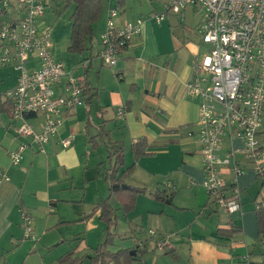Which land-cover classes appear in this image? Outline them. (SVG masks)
I'll return each mask as SVG.
<instances>
[{"label":"crops","instance_id":"0c3cea01","mask_svg":"<svg viewBox=\"0 0 264 264\" xmlns=\"http://www.w3.org/2000/svg\"><path fill=\"white\" fill-rule=\"evenodd\" d=\"M39 1L44 5V15L38 28L51 30L53 57L67 70L74 71L85 100L84 105L73 110L62 109L56 136L42 151L31 145L17 166L11 165L9 154L27 140L17 137L18 123L11 121L9 113L0 114V170L5 176V179L0 176V264H58V259L68 252H73V257L85 258L82 264L89 262L87 258L94 256L105 237L101 212L93 209L108 196L105 173L114 161V157H108L122 149L124 163L131 162L130 166L133 163L131 146L140 138L147 141V152L151 155L138 161L125 182L148 190L142 173L151 174L152 178L155 174L148 170L156 166L152 170L157 176L169 179L170 187H165L162 181L161 188L157 187L150 194L165 191L168 197L172 195V201H155L157 206H152L145 196H139L133 212L126 215L130 217L129 223L135 220L133 215L141 212L139 216L146 219L158 215L160 220L171 221L172 226L157 229L174 232L176 214L171 207L183 208L181 199H175L180 186L189 197L192 212L203 222L213 223L190 229L187 240L179 239L186 241L181 242L184 249L172 246L168 254H163L168 260H161L168 261L167 264H264V246H260L263 242L258 235L256 215L258 207L264 208V199L259 200V190L253 196L252 187L258 182L255 173L247 169L239 177L241 212L231 215L221 213L209 203L201 186L204 178L201 156L197 145L187 137L195 128L199 102L185 95L192 66L179 63L177 46L172 48L156 41L146 22L141 33L120 51L115 67L104 66L98 58L99 38L106 28L110 9L118 11L116 25L120 27L124 22L143 19L151 12L163 13V6L169 0H149L154 6L150 10L143 6L145 0H103L101 16L93 25L89 51L82 56L68 52L71 16L76 5L66 4V0ZM158 4L159 10L155 8ZM187 10L197 16L194 8L187 7L183 16L168 14L165 19L184 20ZM202 48L199 36L191 55L201 60L205 54ZM27 68H37L36 57L31 56ZM18 76L19 72L12 65L0 66L1 102H6L4 93L16 86ZM66 83L64 79L62 85L54 88L55 95L63 94ZM119 109L124 111L122 118L118 115ZM29 122L39 131L43 117L32 116ZM68 137H72V144L63 149L61 141ZM172 146H177L179 153H171ZM159 154L163 157L156 160ZM160 162L165 166L162 171ZM112 206L118 209L117 203L113 202ZM119 213L116 211L118 218ZM23 216L31 220L33 239L25 238ZM232 225L240 230L239 234L218 235V230H229ZM138 230L135 226L134 231L139 234ZM134 242L128 248L134 247ZM147 248L145 243L139 256L145 254ZM136 262H142V258L137 256ZM142 264L148 263L144 260Z\"/></svg>","mask_w":264,"mask_h":264},{"label":"built area","instance_id":"2783aa9c","mask_svg":"<svg viewBox=\"0 0 264 264\" xmlns=\"http://www.w3.org/2000/svg\"><path fill=\"white\" fill-rule=\"evenodd\" d=\"M187 7L200 13L198 33L205 53L192 63L191 79L185 84L186 95L199 102L195 128L187 137L199 149L201 186L209 203L231 215L241 212L239 177L250 169L264 181V149L258 140L264 118V0H169L163 13L150 14L148 20L160 24L168 14L183 16ZM43 15L39 0H0V66L12 65L19 72L16 86L4 98L11 121L18 123L17 137L27 140L9 154L13 166L22 162L31 145L42 151L56 136L62 109L73 110L85 100L74 71L53 57L51 30L38 28ZM117 17L118 11L110 9L99 38L97 55L109 68L116 66L120 51L144 24L138 19L119 27ZM31 56L37 68L29 70ZM64 79L63 94L55 95L54 88ZM118 115L122 118L124 111L119 109ZM32 116L43 117L39 131L29 122ZM71 144L72 137L61 141L63 149ZM1 175L5 179L0 170ZM23 220L25 238L33 239L31 220ZM148 233L156 238L158 250L171 251L169 235Z\"/></svg>","mask_w":264,"mask_h":264},{"label":"trees","instance_id":"16d2710c","mask_svg":"<svg viewBox=\"0 0 264 264\" xmlns=\"http://www.w3.org/2000/svg\"><path fill=\"white\" fill-rule=\"evenodd\" d=\"M66 4L74 3L75 11L71 16L72 30L70 38V46L68 52L71 54L84 55L89 51V43L93 39V25L98 22L101 12L103 0H66ZM119 6V5H118ZM120 7V6H119ZM87 86V92L88 85ZM85 86H83L85 88ZM89 102V100H87ZM10 104L1 102L0 114L9 113ZM101 134V133H100ZM108 136L107 133L101 134ZM148 144L144 138H140L136 143L132 144L131 151L133 154V163L125 167L123 150H115L108 158L114 157V161L110 168L106 170L105 182L108 186V196L94 207V211H100V221L104 225L105 240L95 250L94 256L88 257L89 264H133L136 257L140 254L142 248L145 247V241L134 238V241H139L140 245H134L132 248L120 249L116 252L107 250L112 237L116 233L118 217L116 211H120L123 215L131 213L136 205V200L141 195H146V188H139L128 185L125 180L135 171L138 161L151 155L147 152ZM264 186V181L261 180V187ZM149 197L156 202L171 203L172 195L167 196L165 191L149 194ZM113 202L117 203L118 209L113 208ZM258 235L262 238L264 246V208H258L257 212ZM219 236L233 237L240 233V230L232 225L229 230H218ZM134 242V243H135ZM134 251L135 256H131L130 252ZM170 251L165 252L168 254ZM85 258L73 257V252H68L58 259V264H82Z\"/></svg>","mask_w":264,"mask_h":264},{"label":"rangeland","instance_id":"374dc122","mask_svg":"<svg viewBox=\"0 0 264 264\" xmlns=\"http://www.w3.org/2000/svg\"><path fill=\"white\" fill-rule=\"evenodd\" d=\"M143 6H147L146 9L148 8L149 10L152 7H154L152 6L149 0H145L143 2ZM159 7H160V4L155 6L157 10L160 9ZM162 11L164 12V6H163ZM153 13H157V12H151L150 14H153ZM150 14H148L146 17H143V21L144 23L147 22L150 24L151 31L154 34L155 40L162 42L164 46L167 45V46H171L172 48H174V46H177V48L180 51L179 56H178L179 63L181 65L187 64L188 66L191 67L192 63L196 61L195 57L192 56L191 53H192V47H194L199 41L198 31H199V26L201 22L200 13L197 12V16H193L190 13V11L187 10L186 15H185L186 17L184 20H182L181 18L179 19V18H174V17H167L165 21L160 24L151 23V21L148 20V16ZM176 16H180V14H177ZM185 27L189 29H184ZM181 45L184 47H182ZM258 140L264 147V118H263V127L259 134ZM179 151L180 150L177 146H172L171 153L175 154L176 152L179 153ZM162 157H163V154H159L156 156V160L157 159L161 160ZM130 163L131 162H129V164ZM125 164L126 163H124V165ZM129 164L125 165V167L128 166ZM159 165H160L161 171L165 169V166L162 165V162H160ZM155 168H152V169L154 170ZM152 169L148 170L149 171L148 173L155 174V176L154 177L152 176V178L150 177L151 174L145 175L144 173H142V177L145 178V180L143 181H147L146 183H147L148 190H147L146 195H141V196H145L144 198L146 200H149L150 205L157 206L158 203H156L153 199H152L153 201L151 199H148L150 191H155L157 187L161 188L160 182L162 181H164L163 185L165 187H168V185L170 184L168 182L169 179H166L165 177H162V176H157L158 174L155 173ZM137 172H139V168ZM257 181L258 182L255 183V186L252 187V193H253V196H255L256 192L259 190L260 191L259 194L261 195L259 200L261 201V199L262 200L264 199V186L261 187V179L258 178ZM180 187L181 189L178 187V192L175 196V199H177L178 201L179 199H181L180 207H183V208H181L180 210L173 206L171 207L173 208L172 210H175L174 212L176 214L175 221H173V223H175L174 232H163V230L157 229V228L165 229L166 227L172 226L171 221L160 220L158 215H156L155 217L151 216L149 219L139 216L142 212L139 215H133V217H135V220H133L132 223H136V225H134L132 223L131 224L129 223L130 217L125 216L122 213L121 214L119 213L120 215H119L118 222H117L116 233L112 237L110 241L111 242L110 245L107 246V250L111 252H116L120 249H126L132 245V241L134 240L132 238H136L142 241L147 239V242L145 241L148 247L146 250V253L141 256L138 255V258H142V262L139 263L135 261L133 264H142L144 260L148 264H167L168 261L161 260V259H167V256L163 258L164 252H161L160 250L156 248V238H152L149 235L148 232L150 230L152 231L155 230L157 231V233H164V234L169 235L172 246L173 247L175 246L177 250L181 247L183 250L184 248L181 245V242L183 243L186 242L185 240L188 239L187 234L190 229H195L198 226L201 227L204 224H207L208 226L213 224L212 222H208V223L203 222L204 220H202V218H198V216H196V214L192 212L194 208H192L191 206L192 204H190L189 197L187 196V193L183 191V187L182 186ZM204 192H205L206 198H208V195L206 194L205 190ZM247 205H250V203L247 202ZM164 208H166L165 205H164ZM197 210H198V207L195 209V211ZM220 212L222 213L223 211H220ZM135 226L139 227V230H138L139 234L134 231ZM133 231H134L135 237L134 235H132ZM181 238H184L185 240H179ZM104 240H105V237L103 239V242ZM152 247L156 249H151ZM256 249H257L256 250L257 253H259L260 252L259 248H256ZM158 259L161 261H158ZM86 264H89V262H87Z\"/></svg>","mask_w":264,"mask_h":264},{"label":"water","instance_id":"95a60500","mask_svg":"<svg viewBox=\"0 0 264 264\" xmlns=\"http://www.w3.org/2000/svg\"><path fill=\"white\" fill-rule=\"evenodd\" d=\"M130 255H131V256H135L136 253H135L134 251H131V252H130Z\"/></svg>","mask_w":264,"mask_h":264},{"label":"bare ground","instance_id":"6f19581e","mask_svg":"<svg viewBox=\"0 0 264 264\" xmlns=\"http://www.w3.org/2000/svg\"><path fill=\"white\" fill-rule=\"evenodd\" d=\"M156 249V248H155Z\"/></svg>","mask_w":264,"mask_h":264}]
</instances>
